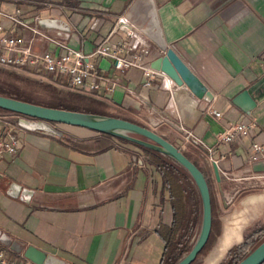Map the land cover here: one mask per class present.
Here are the masks:
<instances>
[{
    "label": "crops",
    "instance_id": "crops-1",
    "mask_svg": "<svg viewBox=\"0 0 264 264\" xmlns=\"http://www.w3.org/2000/svg\"><path fill=\"white\" fill-rule=\"evenodd\" d=\"M132 2L0 0V8L8 13L19 10L32 23L38 17L39 26L43 18L64 24L65 30L41 28L89 54L109 36L113 42L127 39L125 31L114 27L122 15L129 21ZM156 4L167 42L207 85L214 100L197 98L168 76L147 87L141 69L117 70L111 58L100 55L90 59L98 67L100 88L73 91L103 105L105 112L99 114L147 125L180 149L181 126L190 128L214 147L212 158L220 171L263 172L264 159L251 162L250 157L253 143L264 147V99L249 114L233 99L264 77V0H156ZM3 21L7 30L32 41L35 53L54 52L53 43ZM136 30L137 36L128 42L139 49L148 44L150 52L143 59L151 65L164 53ZM236 121L254 122L255 128L248 137L218 142L217 135ZM57 127L62 135L15 126L18 150L0 157V229L69 264H163L165 238L176 226L175 203L154 157L118 137L80 126ZM188 152L205 166L218 194L225 196L234 182L222 174L217 180L206 152L191 145ZM24 189L30 194L24 195ZM251 195L264 194L241 199L243 209L236 210L204 264H222L230 249L244 241L246 214L255 206H248Z\"/></svg>",
    "mask_w": 264,
    "mask_h": 264
},
{
    "label": "water",
    "instance_id": "water-1",
    "mask_svg": "<svg viewBox=\"0 0 264 264\" xmlns=\"http://www.w3.org/2000/svg\"><path fill=\"white\" fill-rule=\"evenodd\" d=\"M129 14L130 23L164 53L151 62V67L166 73L177 85L187 86L197 98L212 102L215 95L167 42L156 0H133L129 7ZM39 23L47 28L67 29L64 24L48 18L41 19ZM263 88L264 77L238 94L233 99V103L249 114L258 102L264 99ZM0 109L18 114L17 126L28 131L56 135L59 133L58 124L80 126L140 144L175 160L194 180L202 204V223L199 235L192 248L176 264H193L207 246L213 228V203L208 179L204 171L184 151L158 132L142 124L113 115L56 108L1 93ZM213 168L217 180L221 181L219 164L214 162ZM22 192L24 195L30 194L28 189ZM0 243L17 254H23L35 264H69L66 260L34 245H26L25 242L15 239L1 229ZM263 263L264 239L237 264Z\"/></svg>",
    "mask_w": 264,
    "mask_h": 264
},
{
    "label": "built area",
    "instance_id": "built-area-1",
    "mask_svg": "<svg viewBox=\"0 0 264 264\" xmlns=\"http://www.w3.org/2000/svg\"><path fill=\"white\" fill-rule=\"evenodd\" d=\"M9 21L13 26H21L32 32L34 39H44L55 45L54 52L37 54L32 48V41L26 42L22 37L7 30L5 22ZM29 22L22 18L18 10L15 13H8L0 8V65L19 69H32L34 71H44L48 75H56L61 81L72 90L82 89L85 92H93L100 88L96 81L98 67L90 59L93 56L111 58L115 68L126 71L132 67L139 68L145 76V86H151L159 77L165 75L151 65L144 62V57L150 52V46L143 45L138 48L135 44L129 43L128 39L137 36L136 28L130 24L128 19L122 15L117 20L114 31L122 29L125 31L127 39L117 42L111 41V36L100 42L92 53H86L81 48L72 47L69 42L59 36L46 33L38 24ZM131 56V57H130ZM210 113L217 118L222 117L218 110L210 109ZM16 118V121H15ZM18 115L12 112H0V128L3 135L0 136V157L5 154H15L19 146V137L14 128L17 126ZM255 128L254 122H233L223 129L218 135V142L232 143L239 138L248 137ZM184 143L182 151H187L188 146H194L210 156L212 163L217 162L212 158L214 147L209 145L203 138L184 125L181 126ZM62 135V133H59ZM260 158L264 159V147L259 143L252 144L251 162ZM245 174L221 170V174L227 179L236 183L230 190L225 191V197L229 202L235 200L240 194L264 185V171L253 172L247 168ZM0 264H35L23 254L13 253L0 243Z\"/></svg>",
    "mask_w": 264,
    "mask_h": 264
},
{
    "label": "rangeland",
    "instance_id": "rangeland-1",
    "mask_svg": "<svg viewBox=\"0 0 264 264\" xmlns=\"http://www.w3.org/2000/svg\"><path fill=\"white\" fill-rule=\"evenodd\" d=\"M50 84L54 85L53 81L50 77H48L47 74H42L41 72H37L32 69L22 70L19 68H12L0 65V89L6 93H13L11 96H19L24 99L31 100L32 102H35L37 104L51 106L53 103V96L51 92L53 90L49 88ZM56 87L58 88L57 91L62 90L65 92H72L68 88H63L61 86ZM70 105L78 107L79 104H72L71 102ZM80 105V111L91 110L93 113L98 114L101 112H105V110L103 109L104 106L101 104L99 105V103L89 102L86 105ZM144 126L148 127L147 125ZM184 152L197 164H199L200 168L208 177V182L210 183L212 203L214 204L212 228V232L214 231V238L210 247L204 253L200 254L196 261L193 263L204 264L209 252L217 246L219 238L221 237L225 226H227V224L233 220L236 210L243 209V206L239 205L241 199L244 196L253 193L264 194V185H260L255 189L242 193L235 200L229 202L224 195L218 194V191L214 184V180L212 177L208 176L209 174L207 175V170L205 166H203V164L200 163L199 160L194 157L191 153H187V151ZM235 185L237 184L234 183L233 185H231V187H234ZM248 206H250V209L249 213L246 214L248 223L246 224L247 226L245 229V239L248 238L256 229L264 227V195H251ZM198 217L199 218L197 219V215H193L189 227L185 231H183L182 234H177L172 238L173 251L171 250V259L167 262V264H172L174 260L180 257L185 247H187L188 245L193 246V244L195 243L199 235L202 223V206L201 214ZM227 257L228 256H226L224 260H226Z\"/></svg>",
    "mask_w": 264,
    "mask_h": 264
},
{
    "label": "trees",
    "instance_id": "trees-1",
    "mask_svg": "<svg viewBox=\"0 0 264 264\" xmlns=\"http://www.w3.org/2000/svg\"><path fill=\"white\" fill-rule=\"evenodd\" d=\"M22 70H26V69H22ZM52 81L54 85H51V84L49 85V88L53 90L51 92L53 96V103L51 107L66 108V109L80 111L81 110L79 109L81 106L80 104L86 105L89 102H94V99L92 97L90 96L88 97L85 94H82L77 91H73V90H71L72 92H68V91L65 92L62 90L57 91L58 88L56 86H61L63 88H67V86L61 81L60 78H57L56 80H52ZM0 93L9 95V96L13 94V93L12 94L6 93L2 91L1 89H0ZM17 98L32 102L31 100H27L19 96H17ZM71 102L72 104H79L78 107L71 106L70 105ZM0 111L9 112L3 109H0ZM15 115H18V114H15ZM121 140L131 143L135 145L136 147L140 148L145 154L153 156L157 167L163 173L164 181L170 188L171 197L173 198L174 203H175L176 226H175V230L173 231V233L170 236L168 235L165 238L166 249H165V259L163 260V264H167V262L171 259L170 255L173 251L172 250L173 249L172 238L176 236L177 234H182V232L185 231L189 227V225L191 224L193 215H197V219H198L199 218L198 216H200L201 214L202 204H201L200 195L198 193L194 180L192 179L190 174L175 160L169 158L168 156L164 154H161L147 147H144L140 144H137V143L125 140V139H121ZM195 164L199 166V164H197L196 162ZM209 186H210V183H209ZM213 213H214V204H213ZM213 238H214V231L211 233L209 242L207 246L204 248V250L201 252V254L204 253L210 247ZM263 239H264V227L256 229L242 243L230 249L227 259L224 260L222 264H237L242 258H244L248 254V252L251 249H253ZM191 247L192 245H188L187 247H185L180 257L174 260L172 264H176L191 249Z\"/></svg>",
    "mask_w": 264,
    "mask_h": 264
},
{
    "label": "bare ground",
    "instance_id": "bare-ground-1",
    "mask_svg": "<svg viewBox=\"0 0 264 264\" xmlns=\"http://www.w3.org/2000/svg\"><path fill=\"white\" fill-rule=\"evenodd\" d=\"M157 70V69H156ZM159 71H161V70H159ZM166 77L168 76L166 73H164L163 71H161ZM169 77V76H168ZM170 78V77H169Z\"/></svg>",
    "mask_w": 264,
    "mask_h": 264
}]
</instances>
